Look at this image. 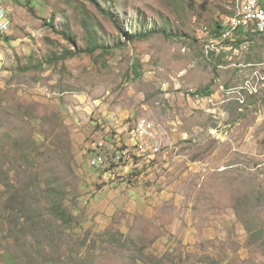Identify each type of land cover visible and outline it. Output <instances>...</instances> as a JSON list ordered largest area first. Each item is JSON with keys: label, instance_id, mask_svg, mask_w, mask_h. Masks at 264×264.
<instances>
[{"label": "rangeland", "instance_id": "1", "mask_svg": "<svg viewBox=\"0 0 264 264\" xmlns=\"http://www.w3.org/2000/svg\"><path fill=\"white\" fill-rule=\"evenodd\" d=\"M0 2V264H264V36L214 45L243 0Z\"/></svg>", "mask_w": 264, "mask_h": 264}, {"label": "built area", "instance_id": "2", "mask_svg": "<svg viewBox=\"0 0 264 264\" xmlns=\"http://www.w3.org/2000/svg\"><path fill=\"white\" fill-rule=\"evenodd\" d=\"M249 11H247L246 20H244L243 28L234 29V19L226 18L224 22L219 26V30H224V41H214V45L220 46L223 50H228V46L235 41V38L238 37L239 33L242 32L244 35L249 36V34H256V27H263L264 33V7L261 4L260 0H248ZM257 14V26H249V15ZM14 27V21L4 4L0 5V29H11ZM140 122V130L132 131L134 139H137V146L146 145V152L149 154L156 155L160 152L161 149H157V144H155L154 150H147V142H155V139L158 137V133H155V138H147V125L142 120ZM107 150V149H105ZM108 151V150H107ZM120 153V152H119ZM118 153V154H119ZM130 153V152H129ZM90 164L94 169H104L110 165V162H99V157L97 156V151H93Z\"/></svg>", "mask_w": 264, "mask_h": 264}, {"label": "bare ground", "instance_id": "3", "mask_svg": "<svg viewBox=\"0 0 264 264\" xmlns=\"http://www.w3.org/2000/svg\"><path fill=\"white\" fill-rule=\"evenodd\" d=\"M2 4L3 3L0 2V5H2ZM247 11H249V3H248V0H243L242 5L238 6V9L236 11V14L233 17H229V19H234V29H241V28H243V23H244V20H246ZM249 26H257V14H250L249 15ZM9 32L10 31H8L7 29H0V33H2V34H9ZM221 32L223 33L222 38L224 40V30H221ZM256 33L264 36L263 27H256ZM251 92H252V90H251ZM143 121L147 125V138H155V133H157V128H156L155 124L152 123V122H150L149 120H146V119H143ZM135 130H140V122H138L137 127H136ZM134 140L136 141L135 146L137 147V139H134ZM106 154L107 153H105L103 151L97 152V156L99 157V162H110V165L109 166H111V165H114V164H121L122 163V160L126 156V151H121L119 154H116V156L113 158V161H111L112 159L110 161L106 160L107 159L106 156H105ZM111 157H113V156H111Z\"/></svg>", "mask_w": 264, "mask_h": 264}, {"label": "trees", "instance_id": "4", "mask_svg": "<svg viewBox=\"0 0 264 264\" xmlns=\"http://www.w3.org/2000/svg\"><path fill=\"white\" fill-rule=\"evenodd\" d=\"M220 32H221V30H219V26H218L216 28V31H215V37L216 38H218L220 36ZM153 34H154V32H149V33H147V34H145L143 36L142 35H136V36L130 37L129 38V41L130 42H135L137 40L147 39V38L153 36ZM64 35H65V37L68 40H70V35L67 32H64ZM261 36H263V35H261ZM98 45H99L98 42H95L93 44L94 49H96L98 47ZM139 77H141V73L139 71H137V78H139ZM202 93L203 94H206V95H212L213 94V87L212 86L208 87L207 89H205L204 91H202ZM64 212H65V210L62 208V209H60V212H57L56 213L58 215V216L57 215L56 216L59 217V218L65 219L66 221H68V219H66V217H65V214L66 213L64 214ZM58 213H61V214H58Z\"/></svg>", "mask_w": 264, "mask_h": 264}]
</instances>
